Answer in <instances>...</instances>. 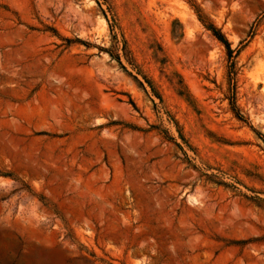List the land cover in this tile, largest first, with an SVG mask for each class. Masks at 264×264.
I'll return each mask as SVG.
<instances>
[{"label":"rangeland","instance_id":"rangeland-1","mask_svg":"<svg viewBox=\"0 0 264 264\" xmlns=\"http://www.w3.org/2000/svg\"><path fill=\"white\" fill-rule=\"evenodd\" d=\"M0 264H264V0H0Z\"/></svg>","mask_w":264,"mask_h":264},{"label":"trees","instance_id":"trees-1","mask_svg":"<svg viewBox=\"0 0 264 264\" xmlns=\"http://www.w3.org/2000/svg\"><path fill=\"white\" fill-rule=\"evenodd\" d=\"M202 20V19H201ZM203 20H204V18H203ZM202 20V21H203ZM204 22V21H203ZM207 28L209 29V30H211V32H212V34H213V36L217 39V40H219L220 42H222L223 44H224V46H225V48L227 49V54H228V56H230V54H231V50L229 49V44H228V42L226 41V39L224 38V36L219 32V30H217L213 25H211V24H207Z\"/></svg>","mask_w":264,"mask_h":264}]
</instances>
